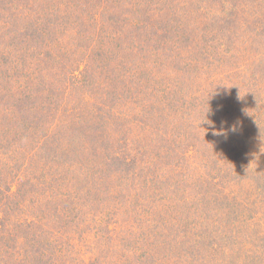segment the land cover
<instances>
[{
    "label": "rangeland",
    "instance_id": "rangeland-1",
    "mask_svg": "<svg viewBox=\"0 0 264 264\" xmlns=\"http://www.w3.org/2000/svg\"><path fill=\"white\" fill-rule=\"evenodd\" d=\"M83 1L0 0V264H264V0Z\"/></svg>",
    "mask_w": 264,
    "mask_h": 264
},
{
    "label": "trees",
    "instance_id": "trees-1",
    "mask_svg": "<svg viewBox=\"0 0 264 264\" xmlns=\"http://www.w3.org/2000/svg\"><path fill=\"white\" fill-rule=\"evenodd\" d=\"M90 0H84L83 2H86V3H88ZM109 3H110V0L108 1V0H99V7H98V9H96V12H95V14H94V18L96 19L95 20V22H97V21H100V20H102V14H104V9L106 8V7H109L108 9H112L113 7H111V6H109ZM113 4V3H112ZM85 9H86V11H88V9L85 7ZM129 14V13H128ZM129 16V15H128ZM127 16V17H128ZM110 17L112 18V20H114V19H116V12L113 10L111 13H110ZM135 25V24H134ZM139 25V24H138ZM98 34V33H97ZM99 35V34H98ZM115 36H117V35H115ZM120 38V40H125L126 39V37L125 36H117L116 37V39H119ZM130 38H133V36L131 35V34H128V39H130ZM136 37H134V39H135ZM137 39H135L133 42H135ZM4 96H5V98H4ZM39 97V96H38ZM6 99H8V96H7V94L6 93H4V95H3V101L5 102L6 101ZM10 115V114H9ZM4 116H6V114H3L2 115V117H4ZM7 117H8V115H7ZM14 142V141H13ZM50 175V174H49ZM54 175H56V171H55V174H54V172L52 173V175L51 176H54ZM61 175H63L62 173H61ZM89 188V192H88V194H90L91 196H94V201H96V200H99V199H101V197H99L98 195H97V193H99L100 191H95L94 189H95V185H93V184H90V186L88 187ZM4 195H6V200H7V203H8V205H10V202H11V200H12V197H11V194H4ZM3 198V197H2ZM5 202V201H4ZM12 204H14V203H12ZM57 207H59V205H57ZM140 208H136L135 210L133 209V212H132V214L129 216V218H126V221H129L128 222V224L126 223L125 224V226H128V228L129 229H127V230H129V232L132 234V238L134 237L135 239H137V237H138V231L136 230V227L137 226H141V225H143L142 224V221H143V223L144 222H146V223H148V221H150L149 219H150V217L149 216H143V211H142V209H141V207H143L142 205H140L139 206ZM65 216H58V222L60 223V225H59V227H58V231H56V233L59 235V233L60 232H63V233H65L66 232V229H67V227H69V225H71V224H75V222L73 221V222H70V223H68L67 221H70V220H66V222L65 223H62V220H64L63 218H64ZM148 217H149V219H148ZM128 219V220H127ZM65 221V220H64ZM22 223H25V224H33V222H32V220H28V221H22ZM62 223V224H61ZM119 222H117V224H118ZM20 229H17V230H15L14 232H13V234L11 235V239H12V241L11 242H9L8 243V245H7V248H8V246L9 245H11L10 247H12L11 249H15L16 247H18V244L17 243H15L17 240H19L20 239V237H26V235L28 234V229L29 228H27V227H24L25 229H23V226L21 225V223H20ZM143 227V226H142ZM164 227H165V225L164 224H162V226H160L159 227V229L160 230H162V229H164ZM135 228V229H134ZM148 228V225L146 226V229ZM60 231V232H59ZM82 231H85V232H81L80 231V233L79 234H82V235H86V234H89L90 232L89 231H86V230H82ZM130 233H129V236H130ZM37 234H41L40 233V231H38L37 233H35L34 232V234H33V238L32 239H30L29 237L27 238L28 239V241L30 242V245L33 247V250L31 249V250H29L28 248H26L27 250H24V247L23 246H21V245H19L20 246V249L19 250H24V251H26V254H24V256H23V258H21V259H16V261H18L19 263H17L16 261V263L17 264H24V261H23V259H25V257L27 258L28 257V255L30 254V253H32V254H30V255H32L33 257H34V259L36 260V264H57V262L55 261V258L56 259H58L59 258V256H58V254L56 253V251H57V249H60V248H63V242H58V241H53L54 239H52V241H49V242H47L46 243V247H47V245H49L50 247H51V249H53V250H51L50 252H48V250H47V253H48V259H43V257H42V250H43V248H44V245L42 244V243H40V242H38V240L39 239H37L39 236L37 235ZM145 234V233H144ZM149 234V233H148ZM146 235V234H145ZM41 236V235H40ZM63 237H70V236H72V235H70V234H64V235H62ZM78 236H80V235H78ZM58 237V236H57ZM41 239H42V236L40 237ZM4 240H8V239H4ZM4 240L2 241H0V242H4ZM10 240V239H9ZM42 241H43V239H42ZM88 241H89V238H88ZM90 242V241H89ZM73 244H77V243H66V245H67V247L68 246H70V245H73ZM42 245V246H41ZM46 247H45V249H46ZM73 247V246H72ZM88 247L90 248V246L88 245ZM76 248H77V246H76ZM56 251H55V250ZM62 250V249H61ZM60 250V251H61ZM46 251V250H45ZM60 251H57V252H60ZM84 255V254H83ZM83 257V256H82ZM84 258V257H83ZM20 260H22V262L20 261ZM63 260H66V261H69V260H67V259H63ZM75 264H96L95 262H87V263H85L83 260H81L79 263H75Z\"/></svg>",
    "mask_w": 264,
    "mask_h": 264
},
{
    "label": "clouds",
    "instance_id": "clouds-1",
    "mask_svg": "<svg viewBox=\"0 0 264 264\" xmlns=\"http://www.w3.org/2000/svg\"><path fill=\"white\" fill-rule=\"evenodd\" d=\"M233 130H235V129H233Z\"/></svg>",
    "mask_w": 264,
    "mask_h": 264
}]
</instances>
